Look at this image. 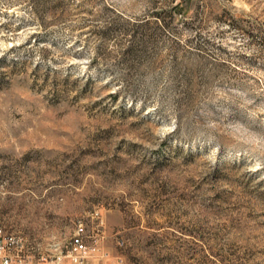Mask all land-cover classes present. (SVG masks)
<instances>
[{"label": "rangeland", "instance_id": "374dc122", "mask_svg": "<svg viewBox=\"0 0 264 264\" xmlns=\"http://www.w3.org/2000/svg\"><path fill=\"white\" fill-rule=\"evenodd\" d=\"M0 243L264 264V0H0Z\"/></svg>", "mask_w": 264, "mask_h": 264}, {"label": "built area", "instance_id": "2783aa9c", "mask_svg": "<svg viewBox=\"0 0 264 264\" xmlns=\"http://www.w3.org/2000/svg\"><path fill=\"white\" fill-rule=\"evenodd\" d=\"M84 227L82 224H79L77 226V232L72 238V249L70 251V256L72 258V261L75 263H82L83 262V257L82 254H84L87 250V246L84 240ZM10 243H14V238L9 239ZM1 244V243H0ZM1 248L4 249L3 245ZM11 258L4 256L3 257V263L4 264H10Z\"/></svg>", "mask_w": 264, "mask_h": 264}]
</instances>
